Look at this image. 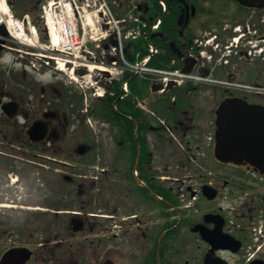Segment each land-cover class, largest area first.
I'll use <instances>...</instances> for the list:
<instances>
[{
  "label": "flooded vegetation",
  "instance_id": "obj_1",
  "mask_svg": "<svg viewBox=\"0 0 264 264\" xmlns=\"http://www.w3.org/2000/svg\"><path fill=\"white\" fill-rule=\"evenodd\" d=\"M43 1L6 0L17 17L31 20L39 17ZM170 3L177 17L172 29L180 38H215L226 49L245 30L248 40L264 43V0ZM22 49L28 52L24 58ZM30 49L0 29V226L15 224L0 233V264L7 250L23 241L34 242L35 210H52L60 217V247L74 236L73 264H264V174L224 164L229 169L214 172L210 181L216 190L197 187L196 200L188 205L178 202L182 188L171 178L174 201L164 204L157 156L151 159L154 170H134L140 154L133 163V155L114 134L107 171L103 176L83 174L80 145L91 135L84 140L78 95L73 94L77 87L68 80L41 79L37 71L18 69L23 61L32 64ZM249 49L251 45L240 57L219 65L217 73L264 82V56L250 55ZM8 53L14 54L10 62ZM223 55L217 52L210 64ZM191 127L186 124L185 131ZM197 179L196 174L187 179V193ZM36 190L43 207L35 205ZM51 193L57 195L55 205L46 201ZM94 200L104 203L105 224L98 223L104 214L95 211ZM213 229V234L208 232Z\"/></svg>",
  "mask_w": 264,
  "mask_h": 264
},
{
  "label": "rangeland",
  "instance_id": "obj_2",
  "mask_svg": "<svg viewBox=\"0 0 264 264\" xmlns=\"http://www.w3.org/2000/svg\"><path fill=\"white\" fill-rule=\"evenodd\" d=\"M38 23L40 24V29L43 31L44 27L43 24L41 22V20H38ZM39 35L41 34L40 31L38 32ZM39 43H42V41L39 39L38 41ZM38 42L36 44H38ZM36 52V56L40 55L42 52L45 53L44 50H34ZM22 54L26 55V49H23L20 51ZM14 57L13 53H8L6 56V59L10 62L11 59ZM40 60L35 58L34 60V64L36 66V70L40 73L37 72V76L40 77L41 79H53V78H59V80H64L65 82L67 81V79L65 78V76L67 75H63L61 73H53L51 71H46L45 67L43 66L42 62H39ZM24 62H22V64H18L17 68L18 69H27L30 71H33L34 73H36L33 69L35 68L33 65L30 64V66H25L23 65ZM39 69H41L39 71ZM262 69L264 70V65L262 66ZM60 71V70H58ZM66 79V80H65ZM239 80H241L239 78ZM243 80V79H242ZM241 80V81H242ZM222 91L223 89L215 87V86H204V87H200L197 90H195V92L191 93V99H190V111L187 112V115L185 117L186 119V124L187 125H193L198 127H202V128H207L206 130V135L209 134L210 131H212V126H211V121L214 117V111L216 109V107L218 106V103L220 101V99L222 98ZM84 98H88V100H84V107L87 105H85V101H87L88 103L90 102V96H89V92L88 94H84L82 95ZM251 100L253 101H261V99L257 96H251L250 97ZM158 108H161L160 106H156ZM189 117V118H187ZM185 127V126H184ZM84 128L88 129L89 131L91 130V134L93 136V138L96 140L97 143H99L101 146H92L89 149V154L90 157H96V162H88L90 161L92 158H87L86 162L88 163H84L82 164V171L83 173H87V174H98V171H100L99 173H103L102 172V168H107L109 165V155L112 152L113 149V145L111 144L110 140V132H109V128L107 125L101 124V123H97L92 119V125L89 121L86 120V123H84ZM84 128H83V132H84ZM179 130L182 131V129L179 128ZM178 131L176 132V134L184 139L187 140L188 138L194 139L196 138V136L192 134H189L188 136L184 137L182 132ZM205 135V136H206ZM205 136L203 137V140H205ZM151 140L154 144V149H156L157 152V160L160 161V163L158 165L161 164V169L162 171H164V174H171V175H176L179 177H183L184 175H187L188 172L190 170H192L193 166L191 164H187V157H186V153L185 150H183V148L181 146H179L176 142L171 140V137H168V142H163V143H156L155 142V137L154 135H150ZM98 140V141H97ZM185 148L187 149V145H184ZM203 146V144H202ZM157 147V148H156ZM196 153H198L200 156H203V149L197 151ZM205 157V156H204ZM207 165H208V169L211 170L212 172L218 171L221 172L223 170H228L229 168L223 167V166H219L213 159V151L212 149H209L207 151ZM198 168V167H197ZM194 170H197L194 167ZM200 169L198 168V171ZM201 171V170H200ZM99 174V175H100ZM211 174L207 175V179H212ZM39 176L36 174L35 176V181L36 183L38 182L37 178ZM42 182V180L40 181ZM42 195L39 194L37 192V190L35 191V202H36V206H43L42 204L39 205V203L42 202ZM50 205H55L58 202V198L56 194L51 193L50 196L47 198L46 200ZM101 202H103L102 200H100ZM68 202V201H67ZM69 204L72 203V201L68 202ZM95 203V200H94ZM93 203V204H94ZM45 207H47V205H44ZM52 207V206H51ZM94 207H96L97 209H95V211H97L98 213L104 214L103 217H100L102 220H99L98 223H106V213L107 210L104 208V203H95ZM66 208V207H64ZM52 211V210H51ZM51 211L48 210H35L34 213V224L33 227H31V230L34 234L33 237V244L32 242L27 243L24 242V245H27L29 247H32L37 253L35 255V258L33 260L30 261V264H56L59 261H65V262H69L71 264H73L74 260H75V238L72 235V237L68 238L67 235L66 237L68 239L63 241V246H62V250L60 251V248H54L52 247V249L50 250H43L41 249V246L37 247L35 245V243L39 240V241H44L46 239L51 238L52 240L54 239V234L59 235V237L62 238V232H60V229L62 230L61 224H60V217H56ZM49 213L47 215H43L41 216L42 213ZM19 220V219H18ZM20 221V220H19ZM13 225L15 224H10L8 226H0V233H3L5 231V229H7L8 231H10V228L13 227ZM17 227H19L20 229H27V225L23 226L20 224H16ZM50 227H53L52 229L54 230V228H56V230L54 231H50ZM52 234V235H51ZM59 237L55 240H53V246H56L57 242L60 241L61 239H59ZM59 239V240H58ZM63 239V238H62ZM11 241L9 240L8 243H3L2 247L6 248L8 247L9 243ZM56 242V243H55Z\"/></svg>",
  "mask_w": 264,
  "mask_h": 264
},
{
  "label": "trees",
  "instance_id": "obj_3",
  "mask_svg": "<svg viewBox=\"0 0 264 264\" xmlns=\"http://www.w3.org/2000/svg\"><path fill=\"white\" fill-rule=\"evenodd\" d=\"M170 8L164 16V21L161 26V30L169 36L170 39L178 40V34L172 29L176 24V13L171 8V3L167 0ZM155 11H159V7L155 4ZM191 37L193 35H190ZM162 48V55L158 59L152 61V64L164 63L167 64L171 56H173V50L169 48L168 44L162 39L152 40ZM131 46L135 50H141L143 53L147 50V41L139 40L136 43H131ZM130 46V47H131ZM163 64V65H164ZM123 79H129L132 92L125 98L119 99V82L116 83L117 93L115 95L108 94L100 101L94 102L88 114L94 116L99 120H106L111 123L115 132L116 138L121 141L123 147L128 151L130 155H133V159H136L138 151L141 156L140 169L148 171L150 170V160L153 155L150 147L149 134L153 131L150 118L136 106V95H147L149 93L148 81L141 80L138 76L126 74ZM188 88L181 89V93L178 99V106L176 109L167 114L169 121L174 123V120L181 119V110L188 104L187 92ZM117 101V108L114 107V103ZM81 105L83 104V96L80 97ZM169 99H165V106L162 109V113L167 111V103ZM85 119V118H84ZM162 134V132H157ZM160 193L164 195L170 201L173 200L171 191L162 185Z\"/></svg>",
  "mask_w": 264,
  "mask_h": 264
},
{
  "label": "water",
  "instance_id": "obj_4",
  "mask_svg": "<svg viewBox=\"0 0 264 264\" xmlns=\"http://www.w3.org/2000/svg\"><path fill=\"white\" fill-rule=\"evenodd\" d=\"M215 125L214 155L218 160L253 166L264 173L263 104L251 103L241 97H227L216 110ZM81 147L87 148L85 144ZM208 232L213 234L215 231ZM31 254L32 251L24 247L12 249L3 256L2 264H26Z\"/></svg>",
  "mask_w": 264,
  "mask_h": 264
},
{
  "label": "built area",
  "instance_id": "obj_5",
  "mask_svg": "<svg viewBox=\"0 0 264 264\" xmlns=\"http://www.w3.org/2000/svg\"><path fill=\"white\" fill-rule=\"evenodd\" d=\"M92 8L94 14L99 11L103 15L98 16V20L102 23L107 24L109 27L103 29L102 27H97L92 30L93 37H103L109 35L112 31L118 33V38L120 41L123 40V34H125L123 28L120 26V20L116 19L112 14L109 5L106 0H58L53 1L50 5L45 6V11L47 14L52 15L53 21L57 24L61 36V49L69 55L73 56V61L79 64L89 65L90 62L95 61L93 52L87 46V38L85 33L83 36L79 33V18L82 23L85 24V14L88 10ZM83 18V19H82ZM154 27H157L155 25ZM140 32L137 30H129L126 37L134 36L136 37ZM117 47H113V53H117ZM125 62L126 60L122 58ZM147 59L137 62L132 65L133 69L137 72H144L146 70H151L146 67ZM118 62L113 61L110 70L112 72H118L117 67ZM164 76L163 79L166 83L169 80L174 79L175 81H183L186 77L190 75H185L176 71H160Z\"/></svg>",
  "mask_w": 264,
  "mask_h": 264
},
{
  "label": "bare ground",
  "instance_id": "obj_6",
  "mask_svg": "<svg viewBox=\"0 0 264 264\" xmlns=\"http://www.w3.org/2000/svg\"><path fill=\"white\" fill-rule=\"evenodd\" d=\"M8 17H9V13H8L7 5L4 0H0V22H6V20L8 22L10 20L8 19ZM9 25L12 26L11 23H9ZM27 43L32 44V41H27Z\"/></svg>",
  "mask_w": 264,
  "mask_h": 264
}]
</instances>
